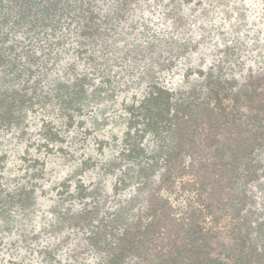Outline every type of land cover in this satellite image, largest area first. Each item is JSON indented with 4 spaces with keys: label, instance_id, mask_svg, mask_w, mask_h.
Returning a JSON list of instances; mask_svg holds the SVG:
<instances>
[{
    "label": "trees",
    "instance_id": "obj_1",
    "mask_svg": "<svg viewBox=\"0 0 264 264\" xmlns=\"http://www.w3.org/2000/svg\"><path fill=\"white\" fill-rule=\"evenodd\" d=\"M100 1L0 0V264H264L262 2Z\"/></svg>",
    "mask_w": 264,
    "mask_h": 264
},
{
    "label": "rangeland",
    "instance_id": "obj_2",
    "mask_svg": "<svg viewBox=\"0 0 264 264\" xmlns=\"http://www.w3.org/2000/svg\"><path fill=\"white\" fill-rule=\"evenodd\" d=\"M245 1H246V5L247 6H250L251 5V1L252 0H245ZM256 1H258V3H261L262 2V4H259L258 5V8L260 7L259 8V11L261 9L260 13H262V15H264V13H263L264 12V0H256ZM111 6H112L111 0H109V1L105 0V2L103 4L100 1V3H98V5H97V9L104 12V11L110 10ZM260 13L259 12L254 13V12H252V9H250L249 12H247V16L249 15L248 17L249 18H252V19H255V18L258 19V15H260ZM258 21H259V19H258ZM73 23H71V22L69 23L70 24L69 25V30L70 29L72 30V27L74 25ZM62 32H63V35H66L67 34L69 36V35H71V32L72 31L71 32H68L67 30L66 31L63 30ZM256 33H258V36H260V38L264 37V22L261 23L258 26H253L251 28V30L249 31L250 36H253ZM29 35H31V34H29ZM27 36L28 35L25 33V31L20 32V36L19 37H27ZM54 39H56V38H50V37H41V38H39L38 36H33L30 39L31 40L30 41V44L33 45L35 48H38L39 51H43L44 53L47 54V58L50 60V62L48 63L47 67L48 68L49 67H52L51 66L52 63L55 65L52 68V70L49 72L50 75L53 76L55 74L53 77L60 78V77L63 76L64 72L66 71V67H67L66 61L68 59V56L66 57V53H67V50L69 48L65 44L63 50H60L61 49L60 48L56 52L55 51L54 52L49 51L48 50L49 48H47L48 45H49V42H53ZM250 39H251V37H250ZM32 41H34V43H32ZM53 56H55V57H53Z\"/></svg>",
    "mask_w": 264,
    "mask_h": 264
}]
</instances>
